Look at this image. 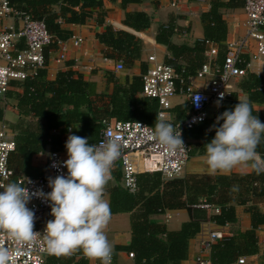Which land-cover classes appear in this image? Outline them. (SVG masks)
I'll use <instances>...</instances> for the list:
<instances>
[{"label":"trees","instance_id":"1","mask_svg":"<svg viewBox=\"0 0 264 264\" xmlns=\"http://www.w3.org/2000/svg\"><path fill=\"white\" fill-rule=\"evenodd\" d=\"M106 1H119L125 11L124 26L138 33L150 28L151 19L144 12H127L128 5L151 2L157 7L159 3V0H8L24 16L43 22L46 31L58 39L62 24L84 26L93 19L99 27H104ZM238 6H241L240 0H230L228 3L211 0L209 12L201 15L204 39L197 41L193 47L174 44L171 41L173 28L161 27L156 42L165 46L170 54L165 64L174 68L184 79L197 77L208 63L206 53L210 44H214L218 48V55L212 65L221 66L227 51L223 44L227 38V25L221 9ZM96 37L106 49V59L122 63L127 69L140 62L143 43L135 35L106 26ZM57 49L58 45L54 43L44 50L47 66L49 53ZM147 69L142 64V75ZM142 75L133 77L125 86L114 76L108 75L107 82L113 84L111 94H100L96 83L87 81L75 71L60 72L54 80H49L47 68H44L23 82H11L6 97L17 101L20 121L11 127L16 133L17 147L9 160L13 172L10 184L17 187L20 173L33 177L29 171L34 155L42 153L48 145L57 149L61 137L51 135L53 130L67 134L70 128L80 124L81 143L84 146L85 141L92 145L98 142L106 121H140L154 130L168 126V123L158 119V101L140 97L143 92ZM241 88L248 96V103L239 101L237 95L231 94L213 119L208 118L206 122L184 131V138L192 146L190 158L214 156L234 160L242 152L259 154L264 163V112H257L252 107L253 103L264 104V77L248 74ZM190 114L188 102L174 108L170 111L172 124L183 123ZM244 115L250 118L251 131L246 137H240L230 123ZM2 119L3 110L0 108ZM111 173L118 185L106 192L109 197L108 214H132L130 244L118 250L132 252L134 264H181L187 259L189 241L199 234L203 222L211 221L220 227L235 224L234 205H247L252 199L264 203V170L257 163L253 164L252 173L231 176L190 175L165 181L159 173H141L138 175L139 190L135 194L121 187L119 165ZM204 205L217 207L219 214L209 216ZM85 207V201L80 197L58 202L53 217L81 219L82 230L77 236L72 256L63 254L49 257L46 264H86L84 257L93 253L94 231L91 219L83 217ZM7 208L11 215L12 205L9 204ZM176 209L187 210L190 218L179 231H169L165 225L151 221L152 216ZM248 212L252 230L238 233L232 238H223L211 245L210 260L213 264H234L243 255L258 254L256 233L264 226V213L254 206L248 207Z\"/></svg>","mask_w":264,"mask_h":264},{"label":"built area","instance_id":"2","mask_svg":"<svg viewBox=\"0 0 264 264\" xmlns=\"http://www.w3.org/2000/svg\"><path fill=\"white\" fill-rule=\"evenodd\" d=\"M243 1L248 17V33L241 40L226 44L225 60L221 66L213 69L207 63L198 72L197 78L212 77L206 91L196 89L192 78L184 79L174 68L158 62L155 56L149 58L152 66L142 75L143 95L156 99L159 120L171 123V100L177 95H184L191 114L183 123L154 130L140 121L104 122L98 142L92 145L85 141V157L77 164L73 165L60 152L52 150L40 177H20L11 215L7 208V190L13 175L9 160L16 151V136L7 126L1 127L0 264H46L49 257L65 254L71 231L62 220L52 217L54 207L69 197L85 198L93 207H99L106 196L99 176L117 164L122 170L123 186L132 194L139 190L138 175L141 173H159L165 181L181 178L192 151V146L184 138V131L206 122L208 109L230 98L232 80L248 75L250 63L244 61L243 56L252 41L256 44L253 59H264V0ZM9 21L11 27L6 25ZM54 43L58 47L62 44L46 31L43 22L24 16L8 0H0V101L5 99L11 82H23L38 70L47 68L44 50ZM71 43L74 48L80 49L84 39L73 35ZM19 44L24 47L20 49ZM53 53L56 54V63L65 60V52ZM210 55L217 56L218 49L212 48ZM123 69V64L117 63L116 70ZM90 157L92 159H88ZM231 162V158H216L219 164ZM203 207L213 208L210 205ZM221 239L220 233L211 234L207 248L210 249ZM129 256L132 259L135 257L133 253ZM245 261V258H240L238 264H245ZM112 263L113 256L107 254L95 264ZM196 264L213 262L198 256Z\"/></svg>","mask_w":264,"mask_h":264},{"label":"crops","instance_id":"3","mask_svg":"<svg viewBox=\"0 0 264 264\" xmlns=\"http://www.w3.org/2000/svg\"><path fill=\"white\" fill-rule=\"evenodd\" d=\"M223 1L228 3L230 0ZM240 1L241 6L221 9V13L227 25V38L223 43L224 46L228 43L241 40L248 33V17L244 10V1ZM173 4L176 6L174 7ZM210 6L211 0H206L205 2L198 0H159L157 7L151 2H145L140 5H128L127 12H144L151 19L150 28L145 32L138 33L124 26L123 21L125 19V11L122 10L120 2L106 1L104 3V10L107 15L104 27H99L93 19L89 20L84 26L62 24L61 35L59 36V40L62 44L55 51H57V53L65 52L66 57L62 63L58 64L54 61V57L56 56V54L53 53L54 51L49 53V63L47 66L48 78L49 80H54L60 72L75 71L82 74L87 81L96 83L97 90L100 94H111L113 91V84L107 82L106 78L108 75L114 76L121 85L125 86L128 82L132 81L133 77L142 75V64H145L147 68L152 66V63L149 62L151 56H155L160 63H166L170 54L165 46L157 44L156 42V36L161 27L171 26L173 28L171 41L179 46L185 45L193 47L197 41L203 40L204 28L201 15L209 12ZM6 25L11 27L12 23L9 21ZM106 26H111L115 30H122L131 33L143 43L141 60L133 68L127 69L124 67L123 70L117 71V62L104 57V51L106 49L99 43L96 35L97 33L102 32ZM15 27L18 28L19 25L16 24ZM73 35L80 36L84 39V45L80 49H76L72 46L71 37ZM18 47L22 49L24 46L23 44H19ZM212 48L217 47L214 44H210V49L206 53V56L208 58V63H210L214 69L215 67H213L212 64H215L216 62V55H210V50ZM255 53L256 44L252 41L247 53L243 56L244 61L250 63L248 74L257 77H264V59H253ZM211 79V76H206L201 79L194 77L191 80L196 89L206 91ZM243 80L244 78L232 80V94L237 95L239 101L248 103V96L241 88ZM140 97L145 96L141 93ZM186 102L187 98L184 95H177L171 100V110L184 105ZM221 105L222 103L215 104L208 109L209 119L215 117ZM252 107L257 112H264V104L253 103ZM0 108L3 110V119L0 120V129L5 125L16 136V133L11 127L17 125L20 121V113L17 110V101L13 98L6 97L4 101L0 102ZM164 123H168V126H173L170 121H164ZM230 126L235 134L240 137H246L251 131L250 118L247 115L231 122ZM53 131L51 132V135L61 137V143L58 145L57 149H53L51 145H48L42 153L32 157L29 171L33 176L31 178H37L43 174V170L47 164L48 154L52 150L60 152L64 158L70 161L73 165L77 164L80 159L85 157L82 153V126L80 124L74 125V127L70 128L67 134H62L59 131L54 134ZM88 159L92 158L90 157ZM254 163H257L264 170L262 158L256 153L246 154L240 152L237 158L232 160L230 164L216 163V157L214 156H197L190 159L179 179H183L190 175L231 176L235 174H250L252 173ZM115 166L99 176V183L106 192L118 185L111 173ZM22 176L30 177L24 173H20L18 177L20 178ZM121 187L124 188L123 174ZM7 195H10L12 198L9 199V201L7 200L8 205H12V214L18 196V188L9 183ZM83 199L86 204L83 217L91 219L92 229L94 231L93 253L92 255L84 257L86 264H95L103 255L107 254L113 256L112 264H134L135 257L132 259L129 256L132 252L118 250L120 248H125L130 244L132 237V214H108V194H106L99 207H93L89 200L85 198ZM252 206L258 208L260 212L264 213V203L261 200L252 199L247 205H242L240 203L234 205L237 217V223L235 224L220 227L211 221L203 222L199 234L189 241L187 259L181 264H196L198 256L211 259V249H208L207 246L210 242L211 234L213 233H220L221 238L223 239L232 238L238 233L251 231L252 220L250 213L248 212V207ZM206 210L209 216L219 214V209L217 207ZM189 219L188 212L185 209L165 210L163 214L151 217L153 223L165 225L169 231H179L182 224L188 222ZM59 220H62L71 231V237L67 244L68 249L66 248L65 254L72 256L76 249L77 236L82 230L81 219ZM256 234L259 252L256 255H243L240 257L246 259L245 264H264V226L260 227ZM77 261H79V258ZM234 264H238V261Z\"/></svg>","mask_w":264,"mask_h":264},{"label":"rangeland","instance_id":"4","mask_svg":"<svg viewBox=\"0 0 264 264\" xmlns=\"http://www.w3.org/2000/svg\"><path fill=\"white\" fill-rule=\"evenodd\" d=\"M12 199L10 195H7V200ZM68 249V248H67Z\"/></svg>","mask_w":264,"mask_h":264}]
</instances>
